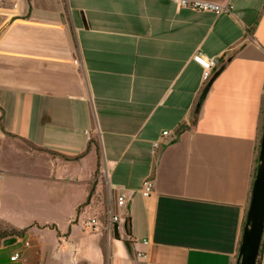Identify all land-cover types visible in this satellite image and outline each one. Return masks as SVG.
I'll list each match as a JSON object with an SVG mask.
<instances>
[{
  "label": "crops",
  "instance_id": "0c3cea01",
  "mask_svg": "<svg viewBox=\"0 0 264 264\" xmlns=\"http://www.w3.org/2000/svg\"><path fill=\"white\" fill-rule=\"evenodd\" d=\"M202 1L232 10L0 0V264H236L264 126V0ZM198 52L224 69L196 114ZM101 177L127 193L118 238L83 224Z\"/></svg>",
  "mask_w": 264,
  "mask_h": 264
},
{
  "label": "built area",
  "instance_id": "2783aa9c",
  "mask_svg": "<svg viewBox=\"0 0 264 264\" xmlns=\"http://www.w3.org/2000/svg\"><path fill=\"white\" fill-rule=\"evenodd\" d=\"M178 7L188 8L194 11H211L217 15L230 12L232 10L231 5L223 6L209 1L202 0H173ZM195 59L201 65L202 68V82L207 84L213 77V73L219 65V59L217 57H207L201 52L195 54ZM75 65V64H74ZM88 134V132H87ZM169 135L168 131L163 132L162 138ZM89 140L91 139L88 136ZM160 140L154 143V147H159ZM153 181L150 177L146 178L141 186L140 192L144 197H150L153 193ZM128 204L127 193L124 188H119L115 185H108V192L103 198V208L98 210L93 216L87 218L84 221V226L91 232L98 234L102 233L108 238H115L118 233V229L123 222L127 219L126 216L120 215L117 210L126 209ZM148 243L147 241H144ZM28 245V243H26ZM19 253H16L11 257L12 261L18 260Z\"/></svg>",
  "mask_w": 264,
  "mask_h": 264
},
{
  "label": "water",
  "instance_id": "95a60500",
  "mask_svg": "<svg viewBox=\"0 0 264 264\" xmlns=\"http://www.w3.org/2000/svg\"><path fill=\"white\" fill-rule=\"evenodd\" d=\"M221 67L206 84L196 107L199 113L215 79L223 71ZM264 237V126L259 148L258 165L253 182L250 206L246 216L239 255L236 264H257L260 246ZM16 240L9 239L5 245L13 244Z\"/></svg>",
  "mask_w": 264,
  "mask_h": 264
},
{
  "label": "trees",
  "instance_id": "16d2710c",
  "mask_svg": "<svg viewBox=\"0 0 264 264\" xmlns=\"http://www.w3.org/2000/svg\"><path fill=\"white\" fill-rule=\"evenodd\" d=\"M227 64L226 61L223 62V66H225ZM91 143H93L94 145L96 144L94 141H92ZM96 147L98 148V145H96ZM245 223H246V220H245ZM24 233V231L22 232H16V231H12L9 233V235L13 236V235H22ZM116 238H118V234H116ZM263 242V241H262ZM262 246L263 244L261 243V246H260V251H259V257H258V260H257V264H259V259H260V256H261V253H262Z\"/></svg>",
  "mask_w": 264,
  "mask_h": 264
},
{
  "label": "rangeland",
  "instance_id": "374dc122",
  "mask_svg": "<svg viewBox=\"0 0 264 264\" xmlns=\"http://www.w3.org/2000/svg\"><path fill=\"white\" fill-rule=\"evenodd\" d=\"M217 67H219V65H218ZM100 181H101V186H100V188H101V189L103 188V190H102V192H101V195H100L98 198H99V199H102V198H104V196H106V194H107V192H108V187L106 186V183H105V180H104L103 177H101ZM106 187H107V188H106ZM102 193H103V196H102ZM102 200H103V199H102Z\"/></svg>",
  "mask_w": 264,
  "mask_h": 264
}]
</instances>
